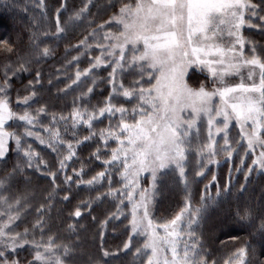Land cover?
<instances>
[{
  "label": "rangeland",
  "instance_id": "rangeland-1",
  "mask_svg": "<svg viewBox=\"0 0 264 264\" xmlns=\"http://www.w3.org/2000/svg\"><path fill=\"white\" fill-rule=\"evenodd\" d=\"M123 1L102 0L117 11L64 62L60 76H71L59 91L69 108L64 116H47L49 103L38 104L55 102L40 81L18 89L24 96L12 101L20 106L14 109L8 94L18 68L7 67L0 81V160L12 142L20 156L15 163L23 157V165L44 175V155L30 151L32 140L57 153L65 169L76 126L106 119L101 137L115 142L110 163L120 182L111 190L118 207L110 219L112 226L125 219L128 229L118 252L132 251L129 264H205L193 233L203 211L240 173H264V61L252 38L264 33V16L254 0ZM12 174L0 177V264H108L112 257L119 264L116 251L93 248L95 259L85 262L78 240L60 245L43 238L42 204L33 199L45 189L23 183L11 193ZM177 196L182 206L175 215L157 214L158 200ZM228 264H245L244 252Z\"/></svg>",
  "mask_w": 264,
  "mask_h": 264
},
{
  "label": "trees",
  "instance_id": "trees-1",
  "mask_svg": "<svg viewBox=\"0 0 264 264\" xmlns=\"http://www.w3.org/2000/svg\"><path fill=\"white\" fill-rule=\"evenodd\" d=\"M94 1L86 7L89 0H0V81L5 79L8 66L18 68L13 74L8 73L17 76L11 79L12 89L8 94V103L14 109L20 108L14 100L24 96L18 89L40 81L46 95L55 100L54 103L44 98L37 100L38 104L49 103L47 116H64L69 112L65 95L59 93L71 79V76H60L64 62L74 54V45L118 9L117 4L105 8L102 0L96 4ZM254 2L260 6L258 13L262 18L264 4H260V0ZM252 38L257 44L253 51L264 61V33H255ZM107 89L104 88L101 95H105ZM95 98H99L98 93L91 99L93 105L98 104ZM105 123L106 119H101L89 126H76L75 136L68 137L77 142L74 156L65 164V169L57 153L29 140L30 151L37 152L39 158L44 155L39 166L44 175L30 171L29 165H23V157L15 163V157L20 156L12 153L10 142L9 151L0 160V177L13 172L12 179L9 178L11 193L22 191L23 183H33L34 188L30 189L34 192L36 187L45 189L43 193L40 191L41 195L36 192L37 199H33L35 206L42 204L38 214L43 238L60 245H65L60 242L78 240L76 246L85 253V262L89 257L94 260L97 253L105 250L116 251V257L121 258L119 264H129L132 251L118 252L127 239L126 220L121 219L112 226L115 221L110 219L118 207V196L111 190L118 188L120 182L118 170L110 163L115 142L101 137L106 131ZM12 127L9 125L10 129ZM65 132L69 135L67 128ZM251 161L252 158L246 164ZM221 178L227 179L224 175ZM233 181L219 193L214 204L203 211V218L193 232L198 240V257L205 264H228L233 255L243 251L245 264H264V173L251 170L249 174L240 173ZM181 202L179 196L168 202L158 200L155 209L157 214L167 218L175 215ZM101 229L104 230L102 247L98 246L97 237ZM93 248L97 249L96 254ZM113 259L105 262L114 264Z\"/></svg>",
  "mask_w": 264,
  "mask_h": 264
}]
</instances>
